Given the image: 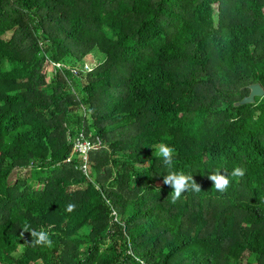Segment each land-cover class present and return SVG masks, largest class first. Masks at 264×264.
Listing matches in <instances>:
<instances>
[{
    "label": "trees",
    "instance_id": "trees-1",
    "mask_svg": "<svg viewBox=\"0 0 264 264\" xmlns=\"http://www.w3.org/2000/svg\"><path fill=\"white\" fill-rule=\"evenodd\" d=\"M254 84L264 0H0V264H264ZM160 142L200 192L172 203Z\"/></svg>",
    "mask_w": 264,
    "mask_h": 264
},
{
    "label": "clouds",
    "instance_id": "clouds-1",
    "mask_svg": "<svg viewBox=\"0 0 264 264\" xmlns=\"http://www.w3.org/2000/svg\"><path fill=\"white\" fill-rule=\"evenodd\" d=\"M155 154L162 160L167 168V174L163 177V183L172 188V192L170 193L172 203H176L186 191H201L200 185L192 176L186 175L182 170L177 171L174 169L175 149L173 147H170L167 143L160 142L156 145ZM244 174L245 170L240 166H235L231 172L226 168H217L208 175V179L213 182V187L216 191L223 193L227 191L230 185V177L239 178L243 177ZM74 208L75 204L69 203L66 211L72 212ZM24 232H30L31 244L33 246H44L49 248L53 246L50 233L44 229L38 231L35 229H29V226L25 225ZM21 236H23V232L21 233ZM136 259L138 260L139 258L136 257Z\"/></svg>",
    "mask_w": 264,
    "mask_h": 264
},
{
    "label": "built area",
    "instance_id": "built-area-1",
    "mask_svg": "<svg viewBox=\"0 0 264 264\" xmlns=\"http://www.w3.org/2000/svg\"><path fill=\"white\" fill-rule=\"evenodd\" d=\"M76 144H77L76 145L77 152L82 153L84 155V158L87 161L89 152L91 150L96 149L99 146H101L102 140L97 138V140L95 142H93L91 139H84V140H78ZM87 169H88V166H87V164H85L84 165V172L87 173Z\"/></svg>",
    "mask_w": 264,
    "mask_h": 264
},
{
    "label": "water",
    "instance_id": "water-1",
    "mask_svg": "<svg viewBox=\"0 0 264 264\" xmlns=\"http://www.w3.org/2000/svg\"><path fill=\"white\" fill-rule=\"evenodd\" d=\"M250 90H251V93L249 96H247L246 98H244L240 103L239 105H243V104H249V103H254L255 102V98L258 96V97H262L264 96V90L263 88L261 87L260 84H254V85H251L250 87Z\"/></svg>",
    "mask_w": 264,
    "mask_h": 264
},
{
    "label": "rangeland",
    "instance_id": "rangeland-1",
    "mask_svg": "<svg viewBox=\"0 0 264 264\" xmlns=\"http://www.w3.org/2000/svg\"><path fill=\"white\" fill-rule=\"evenodd\" d=\"M90 61L91 62H87L86 63V66L84 67V70H86L88 73H91L92 72V70L97 66V64H98V58H96L95 56H91L90 57ZM100 147V146H99ZM98 147V148H99ZM94 150V149H93ZM16 177V176H15ZM14 177V178H15Z\"/></svg>",
    "mask_w": 264,
    "mask_h": 264
}]
</instances>
